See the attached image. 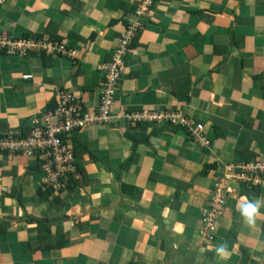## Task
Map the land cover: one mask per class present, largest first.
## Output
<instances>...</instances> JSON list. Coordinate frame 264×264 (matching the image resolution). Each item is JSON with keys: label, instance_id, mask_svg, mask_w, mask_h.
Wrapping results in <instances>:
<instances>
[{"label": "crops", "instance_id": "1", "mask_svg": "<svg viewBox=\"0 0 264 264\" xmlns=\"http://www.w3.org/2000/svg\"><path fill=\"white\" fill-rule=\"evenodd\" d=\"M139 1L0 7V37L24 42L25 53H0V133L28 136L64 90L97 113L103 67ZM141 22L111 120L69 139L82 177L72 192L46 193L38 161L0 152V264H264V205L254 228L238 208L264 200V187L227 176L264 160V0H155ZM142 110L202 123L208 145L180 126L117 117ZM221 180L232 190L206 242L203 214Z\"/></svg>", "mask_w": 264, "mask_h": 264}, {"label": "built area", "instance_id": "2", "mask_svg": "<svg viewBox=\"0 0 264 264\" xmlns=\"http://www.w3.org/2000/svg\"><path fill=\"white\" fill-rule=\"evenodd\" d=\"M8 0H0V7ZM155 0H140L137 4L133 19L120 34L118 45L112 57L103 67L105 72L101 91V106L97 113L85 111L80 103V96L70 91H62L55 109L40 116H35L28 136L21 140L0 137V152H23L40 163L44 173V187L56 192H64L67 188H76L81 180V173L76 164L73 150L67 144L73 132L89 124H105L111 120V109L115 103V96L119 83L126 70V57L132 43L142 27L141 19L150 17V8ZM24 42L0 37V53H23ZM39 44H36V47ZM53 50L59 54L77 57V51H69L64 45L54 44ZM35 47V48H36ZM32 48V47H31ZM34 48V47H33ZM29 76H25L28 78ZM118 118H125L129 123L167 122L171 125L187 129L190 136L199 146H207L208 138L203 133L202 123L194 124L183 114L166 111H136L118 114ZM228 169V178L234 177L241 184L264 187V160L255 162H240ZM230 173V174H229ZM232 173V177H231ZM234 175V176H233ZM231 187L225 186L223 181L216 183L210 195L209 208L204 211V225L201 229L206 242L215 239L217 219L226 204L225 192L230 193Z\"/></svg>", "mask_w": 264, "mask_h": 264}, {"label": "clouds", "instance_id": "3", "mask_svg": "<svg viewBox=\"0 0 264 264\" xmlns=\"http://www.w3.org/2000/svg\"><path fill=\"white\" fill-rule=\"evenodd\" d=\"M264 205V200L262 199H256L254 201H248L246 200L243 205H238L239 211L241 213V216L243 218V222L249 226V227H255L256 226V220L257 217L260 215L259 208ZM217 254L222 259L228 258V253L226 249V245H220L216 249Z\"/></svg>", "mask_w": 264, "mask_h": 264}, {"label": "trees", "instance_id": "4", "mask_svg": "<svg viewBox=\"0 0 264 264\" xmlns=\"http://www.w3.org/2000/svg\"><path fill=\"white\" fill-rule=\"evenodd\" d=\"M2 7V6H1ZM142 26H143V24H142ZM5 134H7V133H0V137H4V135ZM27 137V135H25V134H18L17 136H15L14 137V140H21V139H24V138H26ZM9 138V137H8ZM69 139L70 138H67L66 139V141H67V144L70 146V144H69ZM71 147V146H70ZM5 152L6 153H10L9 151H7V150H5ZM14 154H19V155H22V154H24L23 152H17V153H14ZM24 155H26V154H24ZM32 159H36V157H34V158H32ZM38 166H39V169H41V166L38 164ZM206 172V171H205ZM205 172H203V173H205ZM45 185V184H44ZM45 188V187H44ZM72 189H73V187H69V188H67L64 192H56V191H53V190H51V189H47L46 188V193L48 192L50 195H52V196H55L56 198L57 197H59V196H63V194L64 193H66L67 191H69V193L70 192H72ZM45 193V194H46Z\"/></svg>", "mask_w": 264, "mask_h": 264}, {"label": "rangeland", "instance_id": "5", "mask_svg": "<svg viewBox=\"0 0 264 264\" xmlns=\"http://www.w3.org/2000/svg\"><path fill=\"white\" fill-rule=\"evenodd\" d=\"M33 125V124H32ZM173 126H175V125H173ZM187 131H188V128L186 129ZM44 179H45V177H44V173H43V181H44ZM236 181H237V179H235ZM238 182V181H237ZM227 194V193H226ZM225 206H226V204H224L223 205V209L225 208ZM221 215H222V213H221ZM221 215L218 217V219H217V224L219 225V221H220V219H221ZM217 225V226H218Z\"/></svg>", "mask_w": 264, "mask_h": 264}]
</instances>
